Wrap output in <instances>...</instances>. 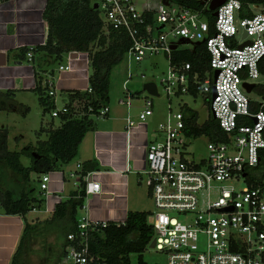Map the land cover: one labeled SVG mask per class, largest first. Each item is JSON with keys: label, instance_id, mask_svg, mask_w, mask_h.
<instances>
[{"label": "built area", "instance_id": "obj_1", "mask_svg": "<svg viewBox=\"0 0 264 264\" xmlns=\"http://www.w3.org/2000/svg\"><path fill=\"white\" fill-rule=\"evenodd\" d=\"M195 1L201 9L175 0H143L141 10L136 0H93L102 15L104 30L119 31L129 39L125 57L139 62L165 54L169 70L161 82L167 95H193L190 88L197 85L198 93L209 99L210 115L226 135V140L214 141L203 134L208 138L209 155L196 158L190 144L197 136L188 133L187 112L182 108L175 112L170 107L168 118L158 125L156 138L147 144V190L155 206L148 215L154 230L151 243L167 264H264V180L252 186L247 182L248 168L260 163V150L264 149V95L253 100L243 85L264 84L255 82L264 60V12H255L260 4L253 3L249 5L253 14L242 16L243 0H226L217 8L212 25L204 12L211 10L212 0ZM247 40L248 44L239 46ZM174 41L193 42L194 48L206 43L210 69L201 74L193 71L189 61L175 62L174 53L189 48L175 47ZM75 54L70 53V58H88L85 52ZM33 58L34 51L30 50L27 60L32 62ZM58 70L69 71L70 66L60 64ZM49 94L53 97L56 91L52 88ZM54 102L50 110L53 118L82 115L77 102L68 99L60 109L56 98ZM122 102L131 105V99ZM253 102L260 103L261 108L254 111ZM108 113L109 106H103L90 116L100 119ZM153 113V100L147 98L139 118L146 121ZM199 119L198 114L195 125L207 121L200 123ZM128 123L130 127L135 124L131 118ZM160 137L162 141H158ZM77 168L68 175L77 176L79 185L83 164L78 163ZM48 173L40 179V189L45 192L51 180ZM92 175L93 171L83 176L86 198L101 190L100 182ZM238 183L246 186L238 188ZM108 224L79 218L78 232L68 235L69 243L59 264H105L91 254L89 232Z\"/></svg>", "mask_w": 264, "mask_h": 264}, {"label": "trees", "instance_id": "obj_2", "mask_svg": "<svg viewBox=\"0 0 264 264\" xmlns=\"http://www.w3.org/2000/svg\"><path fill=\"white\" fill-rule=\"evenodd\" d=\"M175 1L195 9L202 8L195 0ZM243 3L241 15L250 16L253 12L249 9V5L264 4V0H243ZM204 12L213 25L215 22L213 12L211 10ZM43 18L49 24L46 43L33 49L26 46L11 50L14 59L28 61L27 53L33 50L37 57L46 54L61 62L65 55L85 52L88 55L89 67L92 69L89 76V87L92 91L65 90L70 103H78L82 115L78 117L73 114L64 115L60 126L52 125L45 129L48 132L47 139H38L36 143H29L19 151L9 149L8 129L0 128V160H5L7 165L21 177L24 184L30 180L32 172L42 175L54 170H62L63 166L78 156L80 145L96 123V119L92 118L90 113L99 111L103 106H109L111 73L124 60L130 46L129 39L124 33L113 29H109L108 32L104 30L102 15L94 6L93 0H47ZM35 59L34 56L33 61ZM174 61L178 63L189 61L193 65V71H200L201 74L210 69V54L206 43L198 44L194 49L176 51ZM260 69L264 72L262 63ZM51 71L54 75L55 72ZM255 88L259 93H264V84H258ZM51 89L52 85L48 81L44 84V78L36 72V87L33 90L39 94L43 113L55 106L54 99L49 94ZM190 91L193 95H197L199 87L193 85ZM8 94H12L10 90L7 91L6 95ZM260 108V103H252L254 111ZM185 111L188 116L189 134L194 133L197 137L206 134L214 141L226 140L225 133L212 115L199 126L195 125L198 112L190 107ZM44 128L41 127L40 132ZM260 155V163L256 167L248 168L249 186L264 180V149L260 150ZM22 156L29 158L28 166L22 163ZM98 168L96 160L85 161L77 189L69 198L58 202L53 214L46 219L37 218L29 221L26 218L29 212L41 206L44 198L35 196L31 190L22 191L21 195L15 196L14 191L8 188L0 189V203L6 213L19 214L25 218L24 230L10 264H28L27 254L29 251L31 253L33 239L38 234L47 232L51 226L62 230L63 248L57 258V264L60 262L69 243L68 235L78 232L80 212L86 204V181L83 176ZM149 213L150 211H129L124 224L110 221L106 227L91 230L89 232L91 254L100 258L105 264H150L144 259V253L154 237L153 227L148 222ZM134 254L137 255L135 263L131 259Z\"/></svg>", "mask_w": 264, "mask_h": 264}, {"label": "crops", "instance_id": "obj_3", "mask_svg": "<svg viewBox=\"0 0 264 264\" xmlns=\"http://www.w3.org/2000/svg\"><path fill=\"white\" fill-rule=\"evenodd\" d=\"M46 2L47 0H0V51H4L7 55L6 64L0 66L1 95L6 94L8 90L12 94L20 89L33 90L36 87V72L44 78V84L48 81L52 85L56 95L61 92L64 102L69 99L65 90L84 91L90 86V74L82 76L76 69L60 72L58 70L59 74L56 75V70L47 68V63L53 61V57L46 54H41L40 57L34 55L36 59L30 65H27L26 60L14 59L11 50L26 46L36 47L46 43L49 31V24L43 18ZM10 61L14 64L13 67L9 65ZM87 64L89 66L88 58ZM10 69L13 71L11 72ZM51 70L55 72L54 75ZM259 94L264 95V93ZM137 104L133 106L122 104L113 109L109 107L108 115L96 119L94 128L86 134L80 145L77 164L96 160L99 166L98 170L93 171L92 178L100 182L101 190L88 195L86 206L82 210L83 216L90 220L122 222L125 221L129 211L143 209L142 205L146 198L143 183L147 176V144L156 136L155 133L152 135L149 132V124L138 118L144 105ZM136 108L141 109L139 114L134 111ZM27 109L29 111V108H26L25 113L28 112ZM128 118L135 120L134 126H129ZM47 128L45 127L42 132ZM46 133L48 138V132ZM2 162L0 160V168L3 167ZM67 178L63 166L60 172L51 176L48 190L45 192L40 189L41 174L37 172L30 174V190L35 196L44 198L37 210L29 212L37 214L36 218L31 219L50 217L57 203L71 196L78 184L76 179L71 181ZM19 180L22 182L21 177ZM6 187V183H0L1 190L7 189ZM147 195L149 196L148 190ZM26 218L30 219L29 214ZM24 226V216L6 213L0 203V264H10Z\"/></svg>", "mask_w": 264, "mask_h": 264}, {"label": "rangeland", "instance_id": "obj_4", "mask_svg": "<svg viewBox=\"0 0 264 264\" xmlns=\"http://www.w3.org/2000/svg\"><path fill=\"white\" fill-rule=\"evenodd\" d=\"M136 2L138 8L141 10L143 0H136ZM167 3H169V1H167ZM255 12H264V4H260V7L255 9ZM240 31L241 35H238V38L241 39L243 29L240 28ZM173 45L175 47L194 48L193 42L174 41ZM26 63L27 65L32 64L30 61H26ZM60 64L70 66L71 70H78L82 76L91 74L92 72V69L87 64V58L84 55H79L76 59H72L69 55H65V58L61 62L53 57V61L47 63V68L56 70V75H58ZM9 65L11 67L14 66L11 61ZM168 70L169 59L165 54L148 56L139 62L134 60L129 61L127 57H125L111 73L109 107L113 109V107L122 104L127 106L128 104L122 102V100L129 99L132 101L131 106L137 103H143L144 105L145 99L152 98L154 113L146 119V122L149 124V132L152 135L156 133L159 123L168 118L170 107H172L175 112L179 111L181 108L185 110L187 107H190L192 110L198 112L200 123H204L210 116L209 99L207 95L203 93H198L197 95L184 94L179 97L170 98L161 82V80L168 75ZM12 71L13 70H11V72ZM149 81H153L157 84L159 96L149 95L148 92L144 90V84ZM255 82H264V72L261 73L260 77ZM127 92L133 94V96H127ZM248 96L253 100L261 99V95L257 90L248 93ZM55 98L57 108H62L64 105V98L61 92H58ZM26 108H29L27 113H25ZM140 110L141 109L136 108L134 111L139 114ZM52 122H54V124H51ZM62 122L63 121L59 117L53 118L51 111H47L46 114H43V106L39 102V94L30 88L16 90L15 94L0 95V128L8 129V146L11 150L19 151L31 142L36 143L39 138H47L46 131L40 133L41 127L49 128L52 125L53 127H58ZM162 140V137L158 139V141ZM190 150L196 158L208 157V138L204 135L192 138ZM78 160L79 158L76 157L69 164L64 166V171L68 177L67 179L71 181L75 180L77 176L71 177L68 173L71 170H78ZM2 161L3 167L0 168V183H6V188L14 191L15 196L21 195L22 191H30V180L26 184H24L23 181L21 182L19 176L7 165L5 160ZM21 161L25 166H28L30 163L29 158L26 156H22ZM58 172H60V170H54L48 174L51 177L54 173ZM62 173L64 172L62 171ZM146 177L147 176H145L143 183V187L146 190V198L142 205V211H151L155 206L153 199L147 195ZM245 186L244 183L237 184L238 188H243ZM36 187H38V185H36ZM28 214L30 221H33L34 218H31H36L37 215L36 213ZM82 217L83 213L81 211L79 218ZM61 232L62 230L51 226L47 232L38 234L32 241L31 253L29 251L27 254L28 264H57V258L63 248ZM131 259L135 263L137 261V255H132ZM144 259L150 264H167L166 258L156 252L154 243H151L144 253ZM63 264H66V262Z\"/></svg>", "mask_w": 264, "mask_h": 264}, {"label": "water", "instance_id": "obj_5", "mask_svg": "<svg viewBox=\"0 0 264 264\" xmlns=\"http://www.w3.org/2000/svg\"><path fill=\"white\" fill-rule=\"evenodd\" d=\"M226 0H212L211 4H210V9L213 12L214 16H217L218 12H217V8L219 6H221ZM247 33H244V36H246ZM249 43V40L245 41L244 43H242L241 45H239L240 47H244L246 44ZM74 56H76V54H74ZM7 62V55L4 51H0V66L5 65ZM219 71H216V76L218 75ZM248 92H251L253 87L255 86L254 83H247L244 82L243 84ZM144 90H146L148 92L149 95L152 96H159V92H158V87L157 84L153 81H149L147 83L144 84ZM216 97V94L214 93L213 98Z\"/></svg>", "mask_w": 264, "mask_h": 264}, {"label": "flooded vegetation", "instance_id": "obj_6", "mask_svg": "<svg viewBox=\"0 0 264 264\" xmlns=\"http://www.w3.org/2000/svg\"><path fill=\"white\" fill-rule=\"evenodd\" d=\"M263 63H264V60H263Z\"/></svg>", "mask_w": 264, "mask_h": 264}]
</instances>
